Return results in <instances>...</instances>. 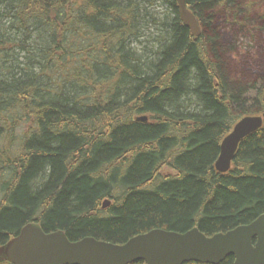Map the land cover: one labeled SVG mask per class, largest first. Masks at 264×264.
<instances>
[{
  "label": "trees",
  "instance_id": "trees-1",
  "mask_svg": "<svg viewBox=\"0 0 264 264\" xmlns=\"http://www.w3.org/2000/svg\"><path fill=\"white\" fill-rule=\"evenodd\" d=\"M185 2L196 40L174 0H0V246L33 222L123 244L153 229L212 236L264 213V123L228 172L214 168L233 124L264 113V66L226 70L235 42L222 45L217 16L223 29L264 24V0Z\"/></svg>",
  "mask_w": 264,
  "mask_h": 264
},
{
  "label": "water",
  "instance_id": "water-1",
  "mask_svg": "<svg viewBox=\"0 0 264 264\" xmlns=\"http://www.w3.org/2000/svg\"><path fill=\"white\" fill-rule=\"evenodd\" d=\"M183 26L196 40L201 29L185 0H174ZM262 116L239 119L223 138L215 170H230L240 143L261 129ZM145 122L146 117L138 118ZM109 206L106 200L102 208ZM232 257L233 264H264V213L246 225L224 233L205 236L197 228L184 233L153 229L121 245L86 237L70 241L62 231L45 233L38 223H29L0 246V260L9 264H221Z\"/></svg>",
  "mask_w": 264,
  "mask_h": 264
},
{
  "label": "rangeland",
  "instance_id": "rangeland-1",
  "mask_svg": "<svg viewBox=\"0 0 264 264\" xmlns=\"http://www.w3.org/2000/svg\"><path fill=\"white\" fill-rule=\"evenodd\" d=\"M260 12H264L263 10H260ZM155 13L159 15L158 18L159 21H161L163 18L169 15V11L166 13L160 10V6L157 5L156 8L152 9V14ZM253 14H250L251 16ZM254 16V15H253ZM258 20V19H257ZM253 20L250 26H248L249 29H245L244 27H239L237 24H231L228 23L227 20L224 19L225 25L224 29L221 26L223 24L222 17L217 16V29H220L222 32H219L220 42H222V45L224 43H234L233 48H231L229 51L224 47V53H223V59L227 63L228 67L226 70L230 71L237 77V74H243L246 68L251 69L250 74H254L258 71H261L262 66H264V31L263 30L264 24L258 20V22ZM148 26V23L146 24ZM159 28V27H158ZM154 27H150V29H143V39L141 43L146 41L145 43H142L143 46L146 45V50L153 49L155 46L153 43L154 41H158V31ZM156 37V38H155ZM154 38V39H153ZM137 45V47H142L145 49V47ZM224 46H227L224 45ZM248 73V72H247Z\"/></svg>",
  "mask_w": 264,
  "mask_h": 264
},
{
  "label": "bare ground",
  "instance_id": "bare-ground-1",
  "mask_svg": "<svg viewBox=\"0 0 264 264\" xmlns=\"http://www.w3.org/2000/svg\"><path fill=\"white\" fill-rule=\"evenodd\" d=\"M218 156H219V155H218ZM217 158H218V157H217ZM136 236H137V235H136ZM133 237H134V236H133ZM131 238H132V237H131ZM128 240H129V239H128ZM128 240H127V241H128ZM127 241H126V242H127ZM111 244H112V243H111ZM123 244H124V243H123ZM114 245H121V244H114Z\"/></svg>",
  "mask_w": 264,
  "mask_h": 264
}]
</instances>
